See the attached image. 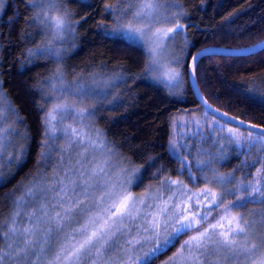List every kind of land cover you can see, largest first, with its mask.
<instances>
[{
    "label": "snow or ice",
    "instance_id": "snow-or-ice-1",
    "mask_svg": "<svg viewBox=\"0 0 264 264\" xmlns=\"http://www.w3.org/2000/svg\"><path fill=\"white\" fill-rule=\"evenodd\" d=\"M121 3L128 7L121 8ZM3 5L4 0H0V9ZM31 6L37 11L29 20L36 23L46 37L49 32L51 36L46 43L28 50L29 63L31 57L52 51L56 42L74 38L76 24L79 23L73 21L71 10L64 7V0H31ZM159 7V0H136L135 3L133 0H116L115 4H106L105 12L114 18V28L106 36L121 34L129 40H145L149 45L145 71L159 73L171 83L180 79L179 69L170 67L179 61L172 58L165 66L161 58L166 40L183 26L176 23L166 31L157 29L152 32L151 25L157 19ZM125 17H128V23L121 22ZM249 48L264 49V40H258ZM206 51L201 49L193 56L194 72L195 62ZM53 79L60 82L59 88L52 85L53 93L59 91L60 95L41 96L45 102L53 99L56 102L44 118L46 141L42 145L40 158L47 161L52 159L49 141L58 138L59 133L67 140L68 162L65 164L62 156L52 175L38 171L31 186L14 202L15 208L9 220L0 222V264H152V260L162 251L174 246L179 235L189 231L195 234L183 241L180 248L162 264H264V235H257L258 229L254 228L257 222L264 224V128L251 125L247 137L231 128H220L221 132H227L223 138L228 139L237 152H246L259 144L262 155L257 160L261 167L247 181L237 179L235 170L226 174L217 173L211 165L225 159L223 148L227 146L220 145L219 154L210 153V159L197 163L198 168L209 170L210 175H205L204 179L214 184L218 191L206 188L188 197L190 201L196 196L209 197L211 208H220V212L212 216L211 208L205 209L203 206L193 212L191 206L185 207L182 201L176 203L177 193L186 191L178 180L165 178L161 181L162 187L175 186L173 195L167 200L153 196L150 187L141 196L133 195L130 188L141 181V169L121 167L114 176L112 171L115 165L111 159L114 150L109 148L99 130H95V135L92 131H85L87 125L84 121L94 115V108L76 107V103H82L98 93L78 83L79 78L66 86L60 68L43 83ZM114 79H119V76ZM249 91L254 92L255 87ZM65 93L77 97L76 102L69 103L66 99L60 102ZM0 100L3 101L0 103L2 124L6 113L11 111L16 114V110L4 97L2 89ZM69 118L80 127L63 125V121ZM16 122L22 123L18 115ZM199 123L197 121V125ZM216 123L214 119L207 127L212 129ZM15 136L21 139L18 148L10 139ZM27 139L26 131L20 133L11 126L0 127V169L4 163H15L17 168L23 165ZM73 149H82L74 159L71 155ZM170 151L179 159L172 142ZM95 153H101L103 158L97 160ZM149 161L154 162L151 157ZM244 166L252 165L245 162ZM188 167L184 164L180 171ZM158 174L159 170L154 173ZM5 182L0 175V185ZM96 192L100 195L97 196ZM225 197L235 199L221 207ZM157 199L162 203H155ZM246 203L259 204L261 208L250 210L247 218L242 212H231V209L243 207ZM29 207L32 210L25 211ZM145 208H155L156 212H145Z\"/></svg>",
    "mask_w": 264,
    "mask_h": 264
},
{
    "label": "trees",
    "instance_id": "trees-1",
    "mask_svg": "<svg viewBox=\"0 0 264 264\" xmlns=\"http://www.w3.org/2000/svg\"><path fill=\"white\" fill-rule=\"evenodd\" d=\"M114 1L72 0L68 7L72 9V19L79 21L77 36L63 46L59 58L37 54L29 63L28 50L46 39L37 24L29 20L37 9L31 6V0H4L0 9V89L16 110V114L8 112V119L21 133L26 131L28 147L23 165L17 168L15 163L10 164V169L2 175L6 182L0 185V222L8 220L14 202L43 168L40 153L46 141L44 118L53 105L52 100L45 102L41 98L48 90V83L43 81L57 68L63 70L67 80H72L77 72L119 76L109 102L96 110L93 124L129 167L141 169L142 179L134 185L137 191L175 177L184 178L193 187L189 181L194 174L199 182H204L210 172L198 168L197 163L210 159V153L219 154L220 144L227 146L223 148L225 159L211 165L217 173L235 170L237 179L247 181L261 167L257 160L262 155L259 144L246 152H237L223 138L227 132H221L216 125L212 129L207 127L214 119L225 122L199 105L188 81L187 66L191 55L204 46L241 47L264 38V0H176L180 12L173 23L183 27L174 34L182 37L185 55L180 79L170 86L152 76L151 71H145L148 54L142 44L121 34L106 36L113 29L114 20L113 15L105 12V5ZM195 76L200 91L211 104L264 126V49L246 55L202 56L196 64ZM253 87L255 91H249ZM204 113L209 118L201 122L200 115ZM17 115L22 123L16 122ZM195 117L201 123L199 128L191 126ZM182 118L185 127L180 131ZM174 140L179 159L170 151V142L174 144ZM150 157L154 162L149 161ZM245 162L252 166L245 167ZM184 164L189 167L181 172ZM158 170L159 174L154 175ZM234 199L225 197L221 207ZM249 208L260 209L261 205L246 203L231 212L246 216ZM218 212L220 208H211L212 216ZM179 238L174 246L154 258L152 264L172 254L180 243Z\"/></svg>",
    "mask_w": 264,
    "mask_h": 264
},
{
    "label": "rangeland",
    "instance_id": "rangeland-1",
    "mask_svg": "<svg viewBox=\"0 0 264 264\" xmlns=\"http://www.w3.org/2000/svg\"><path fill=\"white\" fill-rule=\"evenodd\" d=\"M71 2H72V0H64V7H66L67 9H70L68 6L70 5ZM135 2H136V0H133V3H135ZM115 3H116V0L112 4H115ZM176 3H177L176 0H159L160 7H159V10H158V13H157V19H155L153 21L152 25H151L152 32H155L157 29H160L162 31H166L168 28H172L177 23V22L173 23V20H177V16H178L177 14L180 12V10L178 8L179 5H178V3L177 4ZM120 7L121 8H127L128 5L125 4V3H121ZM70 10L72 12V9H70ZM133 10H135V8ZM53 14L55 15V13H53ZM72 14H73V12H72ZM72 18H73V16H72ZM113 20H114V18H113ZM73 21L75 22V19H73ZM121 22L122 23H128V17H125ZM111 28H114V23L111 25ZM50 36H51V34L49 32L47 37L45 36V38H46L45 41L43 40L42 43H46L47 39H50ZM76 36H77V29L75 28V37ZM71 39H72V37H69V38H67V40L65 42H62V43L61 42H56L54 44V46H53L52 51L46 52V54L51 55V56H53L55 58H59L60 54L63 53V51L61 49L63 48V46H66L67 42H69ZM181 39H182V37H180V35L172 34L171 38L167 39L166 42H165L166 43V47L164 49V53H163L162 58H161L162 59V64L165 65V66H168V62L172 58L177 59L179 61V63L178 64L177 63H173V64L170 65V67L172 69L178 68L179 71L181 69V65L183 64L182 62L184 61V55H185V53L183 52V45H182ZM133 41H135V42H137L139 44H142L145 47V49L147 51V54H148V59H149V53H148L149 45H148V43L145 40H133ZM77 73L78 74L76 76H74L72 80H67L65 78V76L63 75L64 81L67 82L66 86L71 85L72 81L77 80L79 78L78 83H81V84H84V85H86L88 87L93 88L94 91L96 93H98V95H93V96H91L89 98H86V99L83 100L82 103H76V107L77 108L88 107L90 109L94 108V114H95L96 110L98 109V107L100 105H105V103L109 102L111 94L114 93L115 87L117 86V81L119 79L110 78L108 75L99 76L96 73L90 74V75H86V74H84L82 72H77ZM151 73H152V76H154L155 78L159 75L160 76L159 79H161L168 86H170L173 82H175V81H173V82L169 83L167 81V79L164 76L160 75L159 73H154V72H151ZM59 83L60 82L55 80V79L49 81L48 82V86H47L48 90H46V94H51L53 96L60 95L59 91L53 93V89H52V85H56L57 88H59ZM107 85H111V86L108 87ZM65 99L69 103H74V102H76L77 97L65 93L63 95V97H62L60 102H63V100H65ZM52 101H53V105H52V107H53L54 103L56 101H55V99H53ZM2 102L3 101L0 100V103H2ZM93 116L94 115L88 116L86 118V120L84 121V124L87 125V127L85 128V131H92V134L95 135V130H98V128H96V126L93 124ZM208 118L209 117L205 113L200 115L201 122L204 121V120H208ZM194 119L195 120L191 123L192 124L191 126L194 125L195 127L199 128L201 123H199V125H197V121H198L197 117H195ZM182 120L184 121V118H182L181 122H179L180 131L182 129H184V127H185V123ZM210 123H212V122H210ZM63 125H71L73 128L80 127V125L78 123H75L71 118L65 119L63 121ZM215 125L217 127H219V128L223 127V129H225V130L231 128L234 131L240 133L241 135H244L245 137H247V135H248V132L247 133L246 132H242L241 129H239V128L235 127V126L226 124V123L223 124V123L217 121V123ZM9 126L17 128L19 130V132L21 133V131L18 128V126H16L15 124L11 123V121L8 119V112H7L3 123L0 124V127L8 128ZM57 136H58V138L52 139V144H51L52 145V150H51L52 159L50 161L44 160L43 168L40 170V172H44L46 175H52L53 174L54 170H56V168H57V165L60 164V160H61L62 156L64 157L65 164H67V162H68L67 140L62 134L58 133ZM10 139L13 141V144H15L16 147L18 148L19 144L21 143L20 136L10 137ZM107 144H108L109 148L113 149L109 145L108 142H107ZM174 145H177L176 140H174ZM9 150H10V148H9ZM78 151H82V149H73L72 150L71 155H72L73 159L76 157V154H77ZM94 155H95L97 160H101L103 158L101 153H95ZM111 159H112L113 164L115 165V167H114V169L112 171V174L114 176L119 172L121 167H125V166L129 167L127 165V163L124 161V157L121 156V154H119L116 150L113 151ZM6 160H7V152H5V161ZM10 167H11L10 164L4 163L2 169H0V175H3L4 173H6L10 169ZM61 171H62V169H61ZM207 175H210V174H207ZM167 179L168 180H178V181L182 182L181 183V187L183 189H185L186 191L183 192V193H179V192L177 193L176 203H180L182 201L183 204L185 205V207L191 206V211H193V212H195L198 209H200L201 206H203V208H205V209H208L209 205H210V203H209V199L210 198L201 195V196H196L195 198H193L190 201L188 199V197L190 195L198 193V192H201L202 190H204L206 188H212L213 191H218L217 187L214 184L207 183L205 181V179H204V182H202V181L199 182V179H198V177L195 174L192 175V177H191V179L189 181V183H193L192 184L193 187L189 186L188 182H186V180H184V178H182V177H180V178H176V177L175 178H167ZM161 181L157 185L150 186L151 192H152L153 196H159V197H162L163 200H167V198L169 196L173 195V191L175 190V186H172L170 188L162 187L161 186ZM32 183H33V181L30 183V186H31ZM148 188L149 187H147V188H145L143 190H138L137 191V190L134 189V185H133L130 188V191H131V193L133 195L141 196V195L144 194L145 190L148 189ZM25 191L26 190H24V193H25ZM24 193L20 197H22L24 195ZM96 195L99 196L100 193L96 192ZM150 203H151V201H150ZM155 203H162V201L160 199H157L155 201ZM31 210H32V208L29 207L25 211H31ZM250 210H259V209L258 208H255V209L249 208L248 211H247V215L245 216L246 218L249 216ZM144 211L145 212L155 213L156 209L155 208H152V209L145 208ZM10 214H9L8 220L10 218ZM137 223H139V221H137ZM254 228L258 229V231L256 232L257 235H264V224H259L257 222V223L254 224ZM6 231H7V229H6ZM194 234H195V232L189 231L186 234L179 235L175 239V240H177L180 236H182V237L179 238L180 239V243L178 244L177 249L180 248V245H181V243L183 241L188 240V238L190 236L194 235ZM177 249L174 252H176ZM172 254H170L169 256H172ZM48 255L49 256L51 255V251L48 253ZM168 257H166L165 259L159 261L157 264H162V262L167 260Z\"/></svg>",
    "mask_w": 264,
    "mask_h": 264
},
{
    "label": "water",
    "instance_id": "water-1",
    "mask_svg": "<svg viewBox=\"0 0 264 264\" xmlns=\"http://www.w3.org/2000/svg\"><path fill=\"white\" fill-rule=\"evenodd\" d=\"M261 40H264V38H262ZM256 43V42H255ZM253 43V44H255ZM253 44H249V45H253ZM249 45L246 46H241V47H226V46H214V45H209V46H204L198 50H196L190 57V60L188 62V66H187V75H188V81L190 84V87L194 93V96L196 97V99L199 102V105L205 109L208 113H210L211 115L215 116L216 118L220 119L221 121L231 124L233 126L239 127V128H243L246 130H249L251 125H257L260 126L262 128H264V126L258 125V124H254L252 122H249L247 120L241 119L231 113H228L216 106H214L213 104H211L202 94V92L200 91L197 81H196V76H195V72H194V62H193V56L196 55V53L198 51H200L201 49H207V51L205 53H203L199 59L202 56L208 55V54H223V55H246V54H251V53H255L259 50L262 49H250ZM198 59V60H199ZM198 60L195 62V69H196V64L198 62ZM206 101V103H205ZM226 114V115H225Z\"/></svg>",
    "mask_w": 264,
    "mask_h": 264
}]
</instances>
